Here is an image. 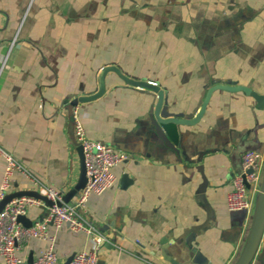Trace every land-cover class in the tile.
Masks as SVG:
<instances>
[{
    "label": "crops",
    "instance_id": "crops-1",
    "mask_svg": "<svg viewBox=\"0 0 264 264\" xmlns=\"http://www.w3.org/2000/svg\"><path fill=\"white\" fill-rule=\"evenodd\" d=\"M106 65L159 84L164 117H195L219 83L264 94V0H0V145L64 193L79 175L78 106L88 137L128 154L112 167L114 185L87 201V216L107 237L98 258L234 264L256 193L249 210H229L227 195L244 151L264 156V106L243 89L216 87L198 120L178 124L175 143L155 117L157 94L115 71L100 96L72 103L99 89ZM5 167L0 155V189ZM34 187L15 169L8 192ZM48 212L46 203L31 205L26 223ZM49 231L58 264L93 249L68 223ZM50 243L33 237L18 253L28 264ZM250 264H264V232Z\"/></svg>",
    "mask_w": 264,
    "mask_h": 264
},
{
    "label": "built area",
    "instance_id": "built-area-1",
    "mask_svg": "<svg viewBox=\"0 0 264 264\" xmlns=\"http://www.w3.org/2000/svg\"><path fill=\"white\" fill-rule=\"evenodd\" d=\"M17 37L18 32L14 35L9 50H11ZM72 117L76 140L83 147L87 181L85 186L79 190L78 195L68 202L57 204L58 200H62V191L35 176L19 159L0 145V155L6 159L0 200L8 193L10 176L17 169L31 180L35 186L34 189L53 201V204L49 206L48 214L30 225L24 224L19 220V217L26 214L29 206L44 204L45 202L41 198L34 195L16 196L1 209L0 255L4 258V264H26L18 251L33 237L47 238L51 243L44 253L33 260L32 264H58L59 257L53 245L55 236L50 233L49 225L59 227L64 223H68L74 230L85 231L93 243V249L75 253L66 264H96L98 261V250L107 237L97 223L87 216V201L91 193H101L114 185L117 178L112 167L127 159L128 154L112 144L88 137L78 106L73 107ZM263 167L264 156L260 151L254 149L244 151L242 170L234 177V187L227 195L229 210L252 209L250 191L257 194Z\"/></svg>",
    "mask_w": 264,
    "mask_h": 264
},
{
    "label": "water",
    "instance_id": "water-1",
    "mask_svg": "<svg viewBox=\"0 0 264 264\" xmlns=\"http://www.w3.org/2000/svg\"><path fill=\"white\" fill-rule=\"evenodd\" d=\"M109 71H115L121 79H123L125 82L134 85V86H140L144 88H149L153 90L157 96H158V102L155 107V117L161 126V128L167 133V135L175 142L177 143L179 133H178V124L179 123H191L195 122L199 119V117L203 114L207 98L209 97L211 91L216 88H225L230 90H237V89H243L247 93L251 94L253 97L257 99L260 105L264 106V94L258 93L257 91L251 89L248 86L244 85H227V84H216L210 87L207 97L205 101L202 104V107L200 111L197 113L195 117L192 118H183L178 116H161L160 115V108L164 102L165 99V92L160 87L159 84L153 83L151 81L145 80V79H136L133 77H130L126 73L122 71V69L117 65H106L104 66L99 75V89L91 94V95H82L79 97H76L73 99L72 103L76 104L79 101H86L91 100L94 98H97L100 96L106 89V74ZM77 151L79 154V160H80V167H79V175L76 180V182L73 184V186L68 189L66 192L62 193V200H58L57 204H62L63 202L70 201L74 196L78 195L79 190L85 186L87 181V175H86V166H85V160H84V152L83 147L81 144L77 146ZM249 186V184H247ZM21 195H34L36 197L41 198L48 206H51L53 204V201L49 199L45 194L39 192L36 189H19L16 191H11L5 194V196L0 200V211L5 206L7 202H9L13 197L21 196ZM19 220H21L24 224L30 225L29 223H26V219L24 216H20ZM264 232V167L262 172V178L260 181V187L256 194L255 199V206L254 211L252 215V221L251 225L248 231L247 238L245 240V243L243 245V248L238 255L236 261L234 264H250V262L254 259L257 250L259 248L262 236ZM33 259H28V264H32ZM96 264H105V260L103 258H98V261Z\"/></svg>",
    "mask_w": 264,
    "mask_h": 264
}]
</instances>
